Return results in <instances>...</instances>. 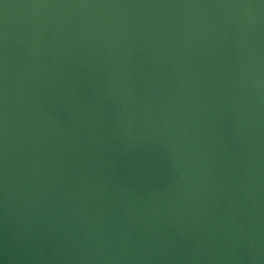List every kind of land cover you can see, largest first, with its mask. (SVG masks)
<instances>
[{"label": "water", "instance_id": "water-1", "mask_svg": "<svg viewBox=\"0 0 264 264\" xmlns=\"http://www.w3.org/2000/svg\"><path fill=\"white\" fill-rule=\"evenodd\" d=\"M0 264H264V0H0Z\"/></svg>", "mask_w": 264, "mask_h": 264}]
</instances>
